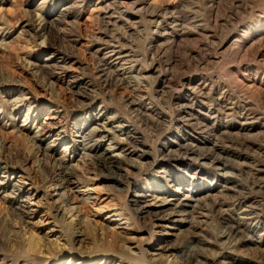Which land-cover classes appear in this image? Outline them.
I'll use <instances>...</instances> for the list:
<instances>
[{
    "label": "rangeland",
    "instance_id": "rangeland-1",
    "mask_svg": "<svg viewBox=\"0 0 264 264\" xmlns=\"http://www.w3.org/2000/svg\"><path fill=\"white\" fill-rule=\"evenodd\" d=\"M79 261L264 264V0H0V264Z\"/></svg>",
    "mask_w": 264,
    "mask_h": 264
},
{
    "label": "bare ground",
    "instance_id": "bare-ground-1",
    "mask_svg": "<svg viewBox=\"0 0 264 264\" xmlns=\"http://www.w3.org/2000/svg\"><path fill=\"white\" fill-rule=\"evenodd\" d=\"M114 152V151H113ZM105 153V152H104ZM110 155V154H109ZM113 156V155H112ZM119 156V155H118ZM104 157V156H102ZM108 157V156H107ZM115 157V156H114ZM121 157V156H120ZM105 158V157H104ZM104 160V159H103ZM109 160V159H107ZM112 161V160H111ZM116 162V161H115ZM113 162V163H115ZM107 163V162H106ZM116 164V163H115ZM216 166V165H215ZM119 167V166H118ZM66 174V173H65ZM69 174V173H68ZM63 175V174H62ZM70 176V175H69ZM66 177V176H65ZM68 177V176H67ZM71 177V176H70ZM64 178V177H63ZM71 179V178H70ZM61 180V179H60ZM75 181V180H74ZM69 179H66L65 180V183L67 184V186H71V182ZM62 183V182H61ZM69 183V184H68ZM76 183V182H75ZM76 185V184H75ZM60 186V185H59ZM69 186V187H70ZM68 187V188H69ZM73 187V186H72ZM66 190V189H65ZM70 192V191H69ZM143 194V193H142ZM145 194V193H144ZM67 195V194H66ZM67 197V196H66ZM142 197V196H141ZM154 197V196H153ZM73 198V197H72ZM156 198V197H155ZM183 198V197H182ZM181 199V198H180ZM172 200V199H171ZM170 200V201H171ZM185 200H188V199H185ZM153 202H147V204H145L143 207H141L142 209L141 210H145V211H150L152 208L155 209V210H158L160 212H166L167 210L166 209H170L169 208V205L168 203L165 201V200H162V199H155V200H152ZM190 201V200H189ZM173 202V201H171ZM184 202V201H183ZM187 202V201H185ZM143 204V202L141 203ZM176 204V202L174 203ZM178 205V204H177ZM184 205V204H183ZM140 206V205H139ZM176 206V205H175ZM182 206V205H181ZM179 207V206H178ZM174 208V207H173ZM177 210H180L179 208H176ZM172 210V209H171ZM153 211V210H152ZM176 211V210H175ZM181 211V210H180ZM144 212V211H143ZM182 212V211H181ZM158 213V212H157ZM164 214V213H163ZM152 216V215H151ZM164 216V215H163ZM177 214L175 213H172L171 211L170 212H167L166 215L164 217L162 216H159V214L155 215L154 214V223H155V226L156 228L159 229V231H165V229L167 227H169L170 225H175L177 224ZM180 219V218H179ZM182 221V220H181ZM167 232V231H166ZM165 232V233H166ZM174 234V233H173ZM155 249H162L161 247H157ZM77 264H82L81 261L77 262Z\"/></svg>",
    "mask_w": 264,
    "mask_h": 264
}]
</instances>
